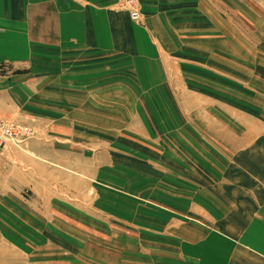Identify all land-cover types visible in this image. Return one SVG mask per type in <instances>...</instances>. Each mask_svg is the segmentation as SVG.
<instances>
[{
    "label": "crops",
    "instance_id": "0c3cea01",
    "mask_svg": "<svg viewBox=\"0 0 264 264\" xmlns=\"http://www.w3.org/2000/svg\"><path fill=\"white\" fill-rule=\"evenodd\" d=\"M138 8L0 0V264H264V0Z\"/></svg>",
    "mask_w": 264,
    "mask_h": 264
},
{
    "label": "rangeland",
    "instance_id": "374dc122",
    "mask_svg": "<svg viewBox=\"0 0 264 264\" xmlns=\"http://www.w3.org/2000/svg\"><path fill=\"white\" fill-rule=\"evenodd\" d=\"M137 10L139 9L138 7H139V0H137ZM123 10V9H122ZM220 10H222V11H224V10H227L226 9V7L223 9V6L220 8ZM244 10V12H245V14L246 15H250V13L248 12V11H250V9H248V11L246 10V8H244L243 9ZM240 14H241V10H237ZM138 13H139V10H138ZM225 14H228V12H226ZM230 16H232V14L230 13ZM229 16V17H230ZM233 22H234V25H232L234 28H236L237 27V29H238V31L240 32V34H242L244 37H246V38H249V40L247 41V42H251L252 44H255L256 46L259 44L260 46V48H264V40H262V38H264V36H260L261 38L260 39H258L257 37L255 38V37H253L254 35H252V33H251V27H252V23L251 24H248L247 22H244V21H242V19L237 15V14H235L234 13V15L232 16V19H231ZM247 40V39H246ZM259 60H263L262 59V57H260L259 58ZM212 79L213 80H215V82H217L218 84H221L222 85V90L223 91H226V94L228 95V96H230V97H232L233 95H232V93H236V94H238V96H243V97H245V98H248V99H250L252 96H253V94H252V91L251 90H249L248 88H246V87H242L241 88V86H237L236 87V83L234 82V80H233V85L231 86L230 85V83L229 82H227V81H224L223 80V77L222 76H220V75H218V76H215V75H213L212 76ZM227 80V79H226ZM179 88H175L174 90H175V92L178 90ZM222 91V92H223ZM228 91V92H227ZM259 91H261V90H259ZM255 93H257V91H255ZM259 93V92H258ZM260 94H262V93H260ZM257 96V95H256ZM258 97V96H257ZM256 100H258V102H260L261 100H259V99H256ZM255 100V103L257 102ZM230 102H232V100H230V99H228V104L230 105ZM249 105V104H248ZM245 110H247L246 108H244ZM1 116V115H0ZM2 117V116H1ZM2 118H4V117H2ZM4 119H6V118H4ZM6 121L8 122V123H10V124H12V125H21V126H24V127H28L27 125H24V124H22V123H20V122H16V121H12V120H10V119H6ZM29 128V139L28 140H30V139H32L33 137H35V131H33V129L32 128H30V127H28ZM202 128V127H201ZM20 133H28V132H25V131H20ZM4 148H6L5 146H1L0 147V149L2 150V149H4ZM69 211H72V210H69ZM70 218H72V219H74V221H75V223H76V221H77V217H75V216H72V217H70ZM86 226H90V225H92V224H85ZM87 228H89L90 229V227H87ZM97 232H100V231H95V233H97ZM83 233L81 232V229L79 230V232H77V229L75 230V232L74 231H70L69 230V232L67 233V239H68V242L70 243V245L73 247V249L74 250H76V248H75V246L73 245V243L76 241L75 239H84V240H86V241H88V239H87V237L86 236H83V237H81V235H82ZM99 234H101V236H102V233L100 232ZM113 235V234H112ZM100 239L102 240H105V241H107L104 237H100Z\"/></svg>",
    "mask_w": 264,
    "mask_h": 264
},
{
    "label": "built area",
    "instance_id": "2783aa9c",
    "mask_svg": "<svg viewBox=\"0 0 264 264\" xmlns=\"http://www.w3.org/2000/svg\"><path fill=\"white\" fill-rule=\"evenodd\" d=\"M120 9H123L129 13L130 19L134 22H138L139 13L137 10V0H116ZM25 131L28 133H20ZM29 128L21 125H12L6 121V119L0 116V147L1 146H14L21 147L29 139Z\"/></svg>",
    "mask_w": 264,
    "mask_h": 264
}]
</instances>
